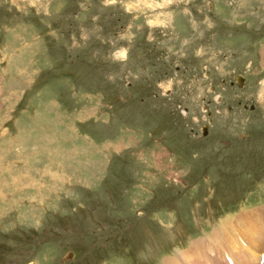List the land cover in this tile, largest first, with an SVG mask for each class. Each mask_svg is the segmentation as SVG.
Instances as JSON below:
<instances>
[{
    "label": "rangeland",
    "instance_id": "1",
    "mask_svg": "<svg viewBox=\"0 0 264 264\" xmlns=\"http://www.w3.org/2000/svg\"><path fill=\"white\" fill-rule=\"evenodd\" d=\"M263 236L264 0H0V264H249Z\"/></svg>",
    "mask_w": 264,
    "mask_h": 264
},
{
    "label": "bare ground",
    "instance_id": "2",
    "mask_svg": "<svg viewBox=\"0 0 264 264\" xmlns=\"http://www.w3.org/2000/svg\"><path fill=\"white\" fill-rule=\"evenodd\" d=\"M238 85L240 86L241 84H238ZM259 232H261V229L253 231V232L250 234V238H251V240H253V239L255 238V236H256ZM245 236L247 237V235H245ZM262 239H264V236L261 237V240H262ZM261 240L259 239V242H257V244H255V246H254V248H253L252 251H250V250L248 251V253H250V254L253 255L252 259L250 260L251 263H249V264H255V261H257V256H254V252L256 251V248L258 249V247L262 246ZM263 247H264V246H263ZM259 251L264 252V249H263V248H262V249H259ZM257 254H258V252H257ZM257 254H256V255H257ZM224 255H227L228 257H231V255L228 254V253H224ZM260 259H261V256H260V258H259L258 261H260ZM193 261H194V262L199 261V257H198V256H195L194 259H193ZM244 261H247V260H246L245 258H243V257H239V260L236 261V262L233 263V264H243ZM223 263H224V264H227L226 259H225L224 256H222L221 260H220L219 263H217V264H223ZM206 264H207V258H206ZM263 264H264V262H263Z\"/></svg>",
    "mask_w": 264,
    "mask_h": 264
},
{
    "label": "water",
    "instance_id": "3",
    "mask_svg": "<svg viewBox=\"0 0 264 264\" xmlns=\"http://www.w3.org/2000/svg\"><path fill=\"white\" fill-rule=\"evenodd\" d=\"M236 82H237V84H241V82H242V77H237Z\"/></svg>",
    "mask_w": 264,
    "mask_h": 264
},
{
    "label": "flooded vegetation",
    "instance_id": "4",
    "mask_svg": "<svg viewBox=\"0 0 264 264\" xmlns=\"http://www.w3.org/2000/svg\"><path fill=\"white\" fill-rule=\"evenodd\" d=\"M239 86V85H238ZM254 108V107H253ZM251 109V108H250ZM203 133L205 134L206 132L203 130Z\"/></svg>",
    "mask_w": 264,
    "mask_h": 264
}]
</instances>
